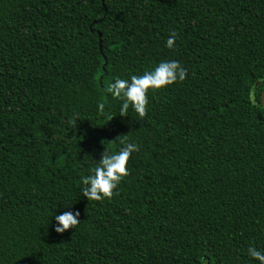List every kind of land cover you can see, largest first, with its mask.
Returning <instances> with one entry per match:
<instances>
[{"label":"trees","instance_id":"1","mask_svg":"<svg viewBox=\"0 0 264 264\" xmlns=\"http://www.w3.org/2000/svg\"><path fill=\"white\" fill-rule=\"evenodd\" d=\"M166 59L185 79L120 113L106 85ZM263 88L264 0H0V264H257ZM124 142L127 175L88 201Z\"/></svg>","mask_w":264,"mask_h":264},{"label":"clouds","instance_id":"2","mask_svg":"<svg viewBox=\"0 0 264 264\" xmlns=\"http://www.w3.org/2000/svg\"><path fill=\"white\" fill-rule=\"evenodd\" d=\"M176 39V33H170L165 40V47L169 49L173 48ZM185 75L186 69L181 67L177 60L166 59L159 61L154 67L144 71L142 74L129 75L126 79L115 78L106 85L104 91L110 97L121 101L119 105L120 113L123 114L131 108L139 117H144L147 92L171 85L176 81H183ZM96 107L97 110H103L104 104L98 102ZM138 150L136 143L124 142L122 147L113 153H105L103 151L96 166L90 170V174L84 176L81 180V196L88 201L111 198L113 189L128 173L127 164L130 155ZM70 204H63L62 206L66 210L52 215V219L55 221L52 224V228L56 233H63L70 227L76 229L78 225L77 217L79 216V212L67 207ZM247 255L256 261L257 264H264V250L249 246Z\"/></svg>","mask_w":264,"mask_h":264},{"label":"water","instance_id":"3","mask_svg":"<svg viewBox=\"0 0 264 264\" xmlns=\"http://www.w3.org/2000/svg\"><path fill=\"white\" fill-rule=\"evenodd\" d=\"M93 30V29H92ZM98 35H99V43H100V48L102 49V42H101V32L98 31ZM260 84V80L257 81L255 84H254V88L257 87V85ZM261 102H262V106L264 108V88L262 90V93H261Z\"/></svg>","mask_w":264,"mask_h":264}]
</instances>
